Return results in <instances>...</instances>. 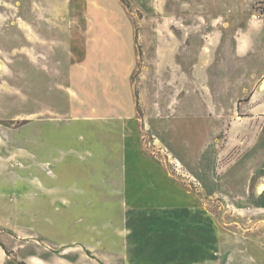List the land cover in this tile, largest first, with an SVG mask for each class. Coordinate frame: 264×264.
Here are the masks:
<instances>
[{
    "label": "rangeland",
    "instance_id": "obj_1",
    "mask_svg": "<svg viewBox=\"0 0 264 264\" xmlns=\"http://www.w3.org/2000/svg\"><path fill=\"white\" fill-rule=\"evenodd\" d=\"M256 11L0 0V244L80 264H264V111L234 49Z\"/></svg>",
    "mask_w": 264,
    "mask_h": 264
},
{
    "label": "crops",
    "instance_id": "obj_2",
    "mask_svg": "<svg viewBox=\"0 0 264 264\" xmlns=\"http://www.w3.org/2000/svg\"><path fill=\"white\" fill-rule=\"evenodd\" d=\"M249 27L241 30L235 38L236 61L242 63L247 58L251 65H255L254 73L249 76L250 86L248 92L251 94L250 104L252 111H264V11L255 12L249 19ZM247 57V58H245ZM240 60V61H239ZM242 61V62H241ZM241 81H247L242 75ZM256 101V102H254ZM11 243V241H9ZM9 243H6L7 245ZM18 249H7L0 244V264H18L12 260L13 256H20L21 250H30L29 254L22 256L26 264H80L68 257L65 251L53 252L49 246L36 239H26Z\"/></svg>",
    "mask_w": 264,
    "mask_h": 264
},
{
    "label": "bare ground",
    "instance_id": "obj_3",
    "mask_svg": "<svg viewBox=\"0 0 264 264\" xmlns=\"http://www.w3.org/2000/svg\"><path fill=\"white\" fill-rule=\"evenodd\" d=\"M206 51H209V47L208 46L206 47ZM263 87H264V83L262 85V88ZM259 192L260 193H263L264 192V183L259 184Z\"/></svg>",
    "mask_w": 264,
    "mask_h": 264
}]
</instances>
